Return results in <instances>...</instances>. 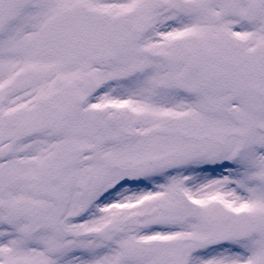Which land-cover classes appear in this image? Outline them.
Segmentation results:
<instances>
[{
  "label": "snow or ice",
  "instance_id": "snow-or-ice-1",
  "mask_svg": "<svg viewBox=\"0 0 264 264\" xmlns=\"http://www.w3.org/2000/svg\"><path fill=\"white\" fill-rule=\"evenodd\" d=\"M0 264H264V0H0Z\"/></svg>",
  "mask_w": 264,
  "mask_h": 264
}]
</instances>
